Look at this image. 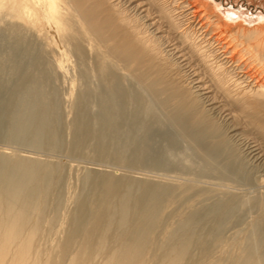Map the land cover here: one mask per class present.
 Returning <instances> with one entry per match:
<instances>
[{"label":"bare ground","instance_id":"1","mask_svg":"<svg viewBox=\"0 0 264 264\" xmlns=\"http://www.w3.org/2000/svg\"><path fill=\"white\" fill-rule=\"evenodd\" d=\"M217 8L213 0H0V20L14 19L21 30L22 27L32 28L43 36V55L38 54L40 58H37L44 76L55 70L46 55L55 58L59 70L65 61L76 63L74 71L78 70L75 65L94 63L91 65L102 81L101 87L94 90L88 84L75 98L81 117L74 124L82 128L87 123L82 110L91 107V99L97 97L103 106L101 114L106 135V142L105 136L101 137L98 156L119 164L134 157L133 162L140 165L151 157L147 145L140 144L135 133L130 131L126 135L123 132L135 122L133 110L139 116L140 111L144 113L139 122L136 119L142 130L153 125L162 126L165 128L161 137L164 143L176 146L182 142L179 138L184 137L197 156L196 161L189 163L187 182L162 189L139 183V194L133 201L136 213L128 215L129 206L122 204L116 219L111 204L114 199L126 195L130 183L107 174L95 177L93 202L80 205L81 215L76 227L58 243L54 254L43 251L42 244H38L46 219L36 212L40 209L43 192L35 186L43 180L40 181L41 173L51 171L30 165L25 161L27 158L8 169L10 164L3 159L0 164L3 173L0 175V264H148L146 254L154 249L151 237L165 228L164 222H158V216L162 217L178 198H186L190 205L191 201L208 197L213 191L198 185L195 178L218 180L228 195L224 194L214 207L200 215L202 225L195 227L200 232L193 228L197 224L195 218H187L188 228L176 233L175 239L165 247L158 245L162 254L156 255L152 264H264V222L260 226L262 235L259 230L248 235L249 244L245 248H242V239L231 245L239 249L238 253L229 249L231 243L228 246L224 234L218 232L219 225L226 220V212L235 209L240 200L239 195L228 192L236 185L228 183L234 178L225 174L244 175L242 158L232 147L231 139L241 141L244 155L264 168V16L257 14V23L248 27L235 12L228 11L225 15L215 12ZM176 14L183 19L182 26L175 24ZM194 41L209 46L212 54L202 52ZM197 62L201 63V70ZM210 62H214L216 68ZM205 69L210 79L201 76ZM80 73L90 82L91 75L87 71ZM127 82L132 84L127 86ZM239 117L248 121L246 127L236 124L237 120L240 122ZM216 118L228 123L226 130ZM171 127L178 134L168 129ZM247 128L256 131V135H250ZM41 129L36 127V132ZM43 132L44 129L39 134ZM78 140L80 143L81 139ZM154 155L152 163L158 165L162 161ZM218 159H226L225 171H209V161L220 162ZM197 162L204 170L195 171ZM99 255L101 260L96 262Z\"/></svg>","mask_w":264,"mask_h":264},{"label":"rangeland","instance_id":"2","mask_svg":"<svg viewBox=\"0 0 264 264\" xmlns=\"http://www.w3.org/2000/svg\"><path fill=\"white\" fill-rule=\"evenodd\" d=\"M209 1L211 2L212 0ZM213 1H215L218 6L215 12L219 11L224 13L225 15L228 11L235 12L237 17L240 16L241 20H245L244 24L248 27L257 23L256 17L258 15L264 16V0ZM219 12L218 14H220ZM171 16H173V14ZM233 17L237 18L235 16ZM173 19L175 20V24L177 26H182L183 19L181 18V16L179 17L176 14V17H174ZM1 20L0 68H2V70H0V164L3 162V159L4 161L7 159L10 164V167L8 169H10L14 164L17 163V161L22 162L23 160H25V158H27L25 161H27L30 165L34 164L39 169L46 167L48 172H52V174L51 172L46 173L47 175L44 174V172L41 173L42 175L40 181L42 179L43 180L39 182L38 185H35L36 189L42 190L43 192L42 199L39 200L43 205L39 202L40 209L36 211L37 214H40L41 217L43 215L44 219H46V223H44L43 227V233L39 236L41 237L39 238V241L41 242H38L39 245L42 244L40 247L43 249V251L53 254L56 253V251L58 250V243H62L66 239L68 234L74 229V227H76V222L78 223L79 216L81 215V206L83 205V203L86 205L87 203H89V201L91 202L94 198L93 190L96 187L93 186V179L97 176L107 174L116 179L124 178L125 181L130 183L128 189H126V195L124 197L121 195L119 198L114 199V203L112 202L111 204V210L114 209L113 211L115 219L118 218L119 208H121L122 204L126 207L129 206L127 209L128 215H133L136 213L137 210L135 209L137 208L136 206H134L136 204L134 202L135 200H137L139 194V183L148 185L152 184L153 186L162 189L165 186L171 187L172 184H175L177 182L185 183L188 181L187 179L189 178H187V172L189 170V163L197 160V156L195 155V152L192 151L191 145L188 140L184 137H181V139L179 138L178 140L179 142L182 141L181 143L176 146H169L168 144H166V142L164 143L162 141L161 137H163L165 129H163L162 126L153 125L147 127L149 130L146 127L142 130V128H140L141 126L139 127V125H137V122L141 120L140 116L144 114L141 113V111L139 116L137 115L136 110H133L135 111L133 112V116H135V122L126 127V129L128 128V132L125 129V131L123 132H125L126 135L130 131H132L130 133H135L136 139H139L138 142L142 145H147L149 155L152 157V155L155 154L156 157H158V160L162 162L158 165H154L152 163L151 157H147L143 164L140 165L133 162L134 157H129L127 163L119 164L110 158L98 156L97 149L99 147L100 141H102L101 137L105 136L104 140L106 142V135L103 128L104 118L101 114V111H103V106L101 105V102L97 99V97L91 99V107L82 110V114L85 115V117L82 116V118L84 117V121L85 123H87L83 124L82 128H78L74 124L77 120H79V117H81V112L77 107L75 98H77V96L81 92H84L86 90L88 84L94 90H97L96 88L101 87L102 81L93 71L94 68H92V65L94 66V63L90 61L85 65H75V68L77 67L78 70L74 71L73 67L76 63L65 61L63 62L64 68L61 67V69L59 70V66L56 64L55 58L50 55L48 58V56L46 55L49 65H51L52 68L55 67V70L53 69V74L44 76L45 74L43 73V66H40L38 61L40 59L37 58H40L38 54L43 55V36L41 35V33L35 31L32 28L22 27L23 29L21 30V27L18 26V23H16L17 21L14 19L4 18ZM26 30H28V32ZM234 31L235 29L232 32ZM193 43L195 44V46L198 45V47L200 45L201 51H205L210 55L211 48L209 46H207L206 44H199V42L197 44L196 41H194ZM197 63L199 64L198 67L201 70V63ZM210 63H212L214 68H216V64H214V62ZM81 70H83L84 72L87 71V73L91 75V83L82 76V73H80ZM203 72L204 73L201 76H205L210 79L208 77L209 74L206 73V69ZM93 73H95V76L93 75ZM32 75L33 77H35L33 78ZM27 77H29V80L26 79ZM184 78L186 79V76L183 77V80ZM85 79L86 82H84ZM127 83L129 84H127V86H130L132 84L131 82ZM41 91L43 94L41 93ZM132 92L136 94V91ZM41 95H43L44 97ZM40 96L44 99H42ZM39 99L41 100L39 101ZM37 100L39 102L42 101V104ZM45 101H47V104ZM86 117L88 118L86 119ZM136 119H138V121ZM217 120L218 123H221V127L226 130V128L228 127V123H226V121L220 120L219 118H216V121ZM238 123L240 127H244L248 123V121L241 120L240 118V122L239 120L236 121V124ZM249 126L250 125H248V127ZM36 127L39 129H44V134H39L40 132L42 133V129L39 131L37 130L36 132ZM131 128H134V130ZM168 129H170L171 132L178 134V132L174 128L171 127ZM248 129L249 128H247V130ZM250 132V135H256V131L250 130ZM82 133L83 136H81ZM54 135L55 138L58 135L61 139H59L58 137L56 138V140L54 138ZM78 139H81L80 143L78 142ZM53 140L56 143H54ZM231 140V145L233 144L232 147L234 146L238 150V153L242 158L241 160L244 175L236 176V174H232L231 176L229 175L230 173L227 172V174H225L234 178V181L227 182L236 185L232 189H229L228 192L239 195L240 200L235 209L226 212V220L219 225L220 229L218 230V232H221L222 236L224 234L223 237L227 244L231 243L230 246L228 244L229 249H231L233 253H238L239 249L236 246H231L235 241L242 239V241H244V245L242 246V248H245L249 244L247 239L248 235H251L252 232L256 233L258 230L259 234L261 233L260 226L262 222H264V168L262 165L260 166L259 162H256L249 157L247 158V156L244 155L245 149L241 144V141L238 142V140ZM259 142H263L260 137ZM123 144L126 146V143ZM66 147L68 148L66 149ZM91 148H93L95 151ZM83 150L86 152H84ZM160 152H162L163 154ZM184 154L188 155L185 156ZM15 156L21 159L19 160L18 158V160H15ZM29 160L32 162H30ZM167 160H169L170 162ZM218 160H220V162H217V160L215 162L209 161L210 164L207 165V169H209V171L218 169L217 171H221L220 173H223L222 171H225L227 167V161L226 159ZM41 162H43L44 164ZM170 165H172V167ZM174 165L176 166V168ZM180 165H183L184 167L181 168ZM55 166L59 170H57ZM202 170H204L203 167H200V163L197 162L195 165V171L200 172ZM55 174L57 175V177H54L56 176ZM0 175H3V173L1 172V165ZM195 180L198 185H202L203 187H206L213 191L210 192V195L208 197L201 199L199 198L200 200L198 201H191L190 205L189 201L186 198H178L176 199L177 201L175 205L171 206V208L168 207L165 213H163L162 217L158 216V222H164L165 228L162 227V230H159L151 237L154 243V246L151 247H153L155 250L150 249L147 252L146 259L149 262L148 264H152L153 260L156 258V255L158 257L160 253L162 254V250L159 246L165 247L167 243H171L173 239H175L176 233H180L183 230L185 231L188 228L189 223H187V218H195L197 224L193 225V228L196 231L200 232L199 228H195L202 225L200 222L202 216L200 215H204L205 212L209 210V208L214 207L217 202L224 198V194L228 195V193H226L227 190L224 187H221V182H219L218 180L206 178L202 180L199 178H195ZM44 181L46 182L45 184L47 186L44 185ZM198 181H200V183ZM38 186H40L41 189ZM42 188L45 190L43 191ZM54 194H57L58 197ZM132 195H136V198ZM37 197L39 198V196ZM45 201L49 205H46L44 203ZM42 210H44L45 212H42ZM176 210L178 216L176 215ZM47 211H49L51 215H49V212ZM56 213L57 215H55ZM54 217L55 219H57L56 221L55 219H53ZM167 218L170 221L167 220ZM69 222L71 223V225L75 224V226L72 225L71 227V225H69ZM254 229H256V231H253ZM55 244L57 245L55 246ZM156 244L157 246L159 245V250L158 247H156ZM220 245H222L223 247L225 246L224 243ZM156 248L159 252L156 250ZM219 248H221V246ZM100 260L101 255L97 257L96 262Z\"/></svg>","mask_w":264,"mask_h":264}]
</instances>
